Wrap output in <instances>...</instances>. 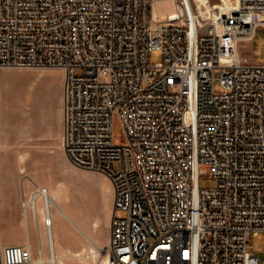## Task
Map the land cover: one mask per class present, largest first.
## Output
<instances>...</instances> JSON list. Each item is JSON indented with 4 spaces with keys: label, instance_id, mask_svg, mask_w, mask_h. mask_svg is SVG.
<instances>
[{
    "label": "built area",
    "instance_id": "obj_1",
    "mask_svg": "<svg viewBox=\"0 0 264 264\" xmlns=\"http://www.w3.org/2000/svg\"><path fill=\"white\" fill-rule=\"evenodd\" d=\"M158 1L0 0V119L4 70L63 71V151L113 188L108 264H261L247 245L264 231V61L238 49L264 25V0H219L227 10L206 17L174 0L163 19ZM201 174L215 186L200 189ZM30 184L27 240L0 234V264H33L29 210L52 225L48 188Z\"/></svg>",
    "mask_w": 264,
    "mask_h": 264
},
{
    "label": "rangeland",
    "instance_id": "obj_2",
    "mask_svg": "<svg viewBox=\"0 0 264 264\" xmlns=\"http://www.w3.org/2000/svg\"><path fill=\"white\" fill-rule=\"evenodd\" d=\"M217 2L210 0L212 6ZM155 8L161 19L177 10L174 0L158 1ZM238 51L251 62H263L264 25L258 26L254 38L243 41ZM148 61L151 66L160 65L161 51H150ZM75 73L81 74V70L76 69ZM63 81V71L57 67H13L2 74L0 234L5 244H23L27 240L22 200L31 188L30 182L34 181L47 187L57 204L51 205V232L53 249L59 260L57 264L60 261L64 264H106L104 250L99 248L108 243L112 211L108 212L107 206L113 188L105 174L73 166L63 151ZM216 90L220 92L221 88L216 85ZM112 133L113 143L120 144L122 128L118 119L113 121ZM215 184L216 180L206 174L198 178L200 189H210ZM27 214L33 258H38L39 247L43 257L47 258L49 242L41 214L37 226L30 210ZM121 215L120 211L116 212V216ZM93 221L98 223L95 234L102 237L98 238V251L91 255L87 248V259L73 256L75 252L84 254L82 249L73 250L84 238L73 222L89 232L83 224ZM247 249L264 264V231L250 238Z\"/></svg>",
    "mask_w": 264,
    "mask_h": 264
},
{
    "label": "bare ground",
    "instance_id": "obj_3",
    "mask_svg": "<svg viewBox=\"0 0 264 264\" xmlns=\"http://www.w3.org/2000/svg\"><path fill=\"white\" fill-rule=\"evenodd\" d=\"M196 1L198 3L199 13L203 17H206L208 13L211 14L212 13V8H221V10L223 12L225 10H227V7L222 6V4L220 3L219 0L213 6L211 5L210 0H196ZM222 1L224 2L225 5H227L229 2H233L232 0H222ZM156 14H157V11H156V8H155V3H154V5H153V15L155 16ZM21 172H23V170H21ZM50 197H51V202L49 203V209H48L49 212L51 211L50 205H53V204H54V206L57 205V204H55L53 197L51 195H50ZM38 208H39V210L41 212H42V210H44V208L42 209V205H40ZM45 229H46V234H47V238H48V242H49V251L50 252L52 251V255L48 256L47 258H45V257L42 256V254H39L37 259L33 258V264H44V263H47L48 261H54L55 264H57V262H59V260L56 257V254H55V252L53 250V243H52V236H51V226L48 227V228L45 227ZM28 244L30 245V243H28ZM88 249H89V252H90L91 255L94 253L95 250L98 251V247L92 245V243H90V246L88 247ZM82 250L84 252V255H81L80 252L72 253V255L76 256V257H84V258H86V256H85L86 249H82ZM103 256L105 257V263L108 264L106 256L105 255H103ZM59 264H64V263L62 261H60Z\"/></svg>",
    "mask_w": 264,
    "mask_h": 264
},
{
    "label": "crops",
    "instance_id": "obj_4",
    "mask_svg": "<svg viewBox=\"0 0 264 264\" xmlns=\"http://www.w3.org/2000/svg\"><path fill=\"white\" fill-rule=\"evenodd\" d=\"M1 191V190H0ZM1 192H0V198H1ZM51 195V194H50ZM1 206H2V200H1ZM113 207V194L110 196L109 205L107 206L108 212L112 211ZM107 219H109V215H107ZM97 222H92L91 224L84 223L83 225L88 229L89 232L84 230L81 226L73 222V225L83 234L84 238L79 240L78 245L73 250H80V249H87L90 246V243L95 244L96 246H100L99 239L102 238L100 236L97 237V235L94 232L95 225H97ZM39 232V231H38ZM46 233V229H45ZM47 236V234H46ZM52 236V232H51ZM48 240V238H47ZM53 243V240H52ZM40 248V247H39ZM41 249V248H40ZM54 250V249H53ZM43 256V255H42ZM48 257V256H47Z\"/></svg>",
    "mask_w": 264,
    "mask_h": 264
}]
</instances>
